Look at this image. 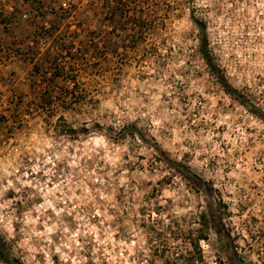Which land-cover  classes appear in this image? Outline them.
Listing matches in <instances>:
<instances>
[{"label":"rangeland","instance_id":"obj_1","mask_svg":"<svg viewBox=\"0 0 264 264\" xmlns=\"http://www.w3.org/2000/svg\"><path fill=\"white\" fill-rule=\"evenodd\" d=\"M204 224L195 264H264V0H0V264H188Z\"/></svg>","mask_w":264,"mask_h":264},{"label":"trees","instance_id":"obj_2","mask_svg":"<svg viewBox=\"0 0 264 264\" xmlns=\"http://www.w3.org/2000/svg\"><path fill=\"white\" fill-rule=\"evenodd\" d=\"M193 20L200 30L199 49L202 53V56L206 60V63L210 67V69L215 70L216 67H215V64L213 62V58L211 56V53H210V50L208 47L206 23L204 21L196 19V18H194ZM219 79L221 80L222 84L224 86H226V81H225L222 74H220ZM205 226H206V224H204V226L202 225V229L200 230V233L197 236L188 238V242L193 249V252L190 253L191 255L187 258L188 264H195V262H198V261L200 262L203 260L202 250H201V247L199 246L198 242L201 239H207L206 233L203 232L205 229H207V227H205ZM0 243H2V242H0ZM0 248H2L1 244H0ZM0 259L3 260L4 262H7L6 255L4 253H2L1 251H0Z\"/></svg>","mask_w":264,"mask_h":264}]
</instances>
